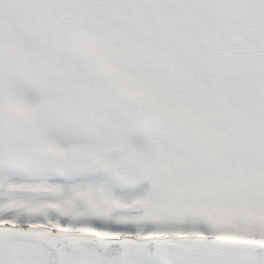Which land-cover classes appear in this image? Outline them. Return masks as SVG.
Instances as JSON below:
<instances>
[{"label": "snow or ice", "instance_id": "6c2138e0", "mask_svg": "<svg viewBox=\"0 0 264 264\" xmlns=\"http://www.w3.org/2000/svg\"><path fill=\"white\" fill-rule=\"evenodd\" d=\"M0 264H264V0H0Z\"/></svg>", "mask_w": 264, "mask_h": 264}]
</instances>
